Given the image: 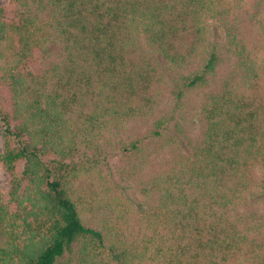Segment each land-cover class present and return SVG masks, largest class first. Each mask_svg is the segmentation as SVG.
Masks as SVG:
<instances>
[{"label": "trees", "instance_id": "16d2710c", "mask_svg": "<svg viewBox=\"0 0 264 264\" xmlns=\"http://www.w3.org/2000/svg\"><path fill=\"white\" fill-rule=\"evenodd\" d=\"M10 3L0 4V158L10 176L0 264H264V214L250 202L257 190L264 198V0ZM211 21L234 56L220 77ZM164 63L180 72L179 97L205 88L200 129L187 152L141 177L133 222L119 184L105 181L103 139L149 125L122 143L136 157L142 139L165 137ZM142 169L134 161L128 172Z\"/></svg>", "mask_w": 264, "mask_h": 264}, {"label": "rangeland", "instance_id": "374dc122", "mask_svg": "<svg viewBox=\"0 0 264 264\" xmlns=\"http://www.w3.org/2000/svg\"><path fill=\"white\" fill-rule=\"evenodd\" d=\"M253 1V0H251ZM0 4L5 5L10 11L12 4L10 0H0ZM11 13V12H10ZM11 15V14H10ZM251 27V26H250ZM249 27V28H250ZM252 36L255 35L252 29ZM210 38L212 41V50L221 56V64L219 65L218 76L225 75L231 68L234 56L229 51L227 44L226 33L222 25L216 21L210 22ZM60 46L57 44L49 45V52L51 60H57ZM205 63V62H203ZM166 80H167V95L163 101L162 112L170 118L169 128L166 131L165 137L142 139L141 145L145 143L148 145L145 151H138L136 157H130L122 150V143L130 144L131 141L137 138H143L150 131L149 125L132 123L121 128H116L114 131L107 132L104 141L108 154L109 169L106 168L105 176L113 183H118L123 199L128 201L133 222L139 221V203L143 196L140 192L141 177L154 170L165 166V164L177 153L187 152L191 148L193 139L198 135L200 129V116L202 110V101L205 93V88L197 87L191 88L184 92L179 97L177 91L182 84H180V72L178 69L172 68L165 63ZM216 76H210V79H215ZM171 139L170 145L166 144V140ZM109 141V143H107ZM3 147L2 126H0V155ZM146 160V162H144ZM138 164V168L145 167L142 172L132 175L128 172L133 162ZM142 163H146L144 166ZM20 170H23V162L20 163ZM260 179L264 177V165L259 168ZM10 176L4 168L0 158V186L4 191L9 189ZM254 211L264 214V198H261L260 192L257 190L256 196L250 200Z\"/></svg>", "mask_w": 264, "mask_h": 264}]
</instances>
